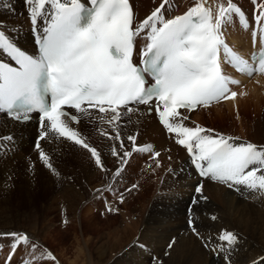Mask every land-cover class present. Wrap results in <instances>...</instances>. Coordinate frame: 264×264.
I'll return each instance as SVG.
<instances>
[{"label":"snow or ice","instance_id":"obj_1","mask_svg":"<svg viewBox=\"0 0 264 264\" xmlns=\"http://www.w3.org/2000/svg\"><path fill=\"white\" fill-rule=\"evenodd\" d=\"M205 2L197 0L183 14L165 18V6L170 0H162L134 26L130 0H87V4L82 0H26L34 29L41 19L45 20L42 33H37L39 55L25 53L0 27V51L16 65L0 61V112L17 121L30 119L32 112L39 113L40 131L35 148L49 169L53 166L39 141L58 137L87 150L101 171H106L101 153L69 126L68 121L79 123L80 116L70 115L65 106L84 117H91V109L107 114L105 122L113 127V132L102 135L116 142L111 149V155L117 160L112 177L115 180L134 152L154 151L152 145H137L136 134L126 137L131 145L128 150L120 132L123 126L119 123L120 109L130 114L138 110L133 105H144L149 112L158 113L160 123L170 135L178 137L176 143L187 150L201 177L237 192L243 188L249 193H264V174L258 175L264 171V147L251 142L235 143L238 138L213 133L201 126L188 127L184 123L188 117L181 109L191 111L198 106L208 107L213 101L237 97L238 93L231 91L229 85L241 82L223 72L222 52L224 63L241 73L264 74V50L252 54L254 66L236 53L224 37L223 27L234 14L241 24L248 26L243 10L233 0H228L227 6L216 5L214 15L211 7H205ZM262 17L264 7L255 16L258 24ZM253 35L255 44V33ZM141 36L144 43L137 65L133 55L136 40ZM148 77L153 81L151 84ZM100 120H105L104 115ZM117 144L123 151L117 150ZM159 156L160 152L155 151L153 158ZM106 190L113 191L111 185ZM104 191L97 189L101 195ZM195 193L201 201L208 199L202 183L197 185ZM123 199L121 193V203ZM198 202L194 197L193 203ZM106 210L113 211L110 205ZM189 226L199 235L191 218ZM0 235L10 236L13 241L5 264H11L20 245H31L33 251L37 247L27 234ZM219 241L213 251L217 255L224 252L230 255L239 236L225 229ZM205 246L210 245L206 242ZM229 255L224 256L225 264H231ZM46 256L56 259L51 252ZM22 264L30 262L25 259ZM260 264H264V257L260 258Z\"/></svg>","mask_w":264,"mask_h":264},{"label":"bare ground","instance_id":"obj_2","mask_svg":"<svg viewBox=\"0 0 264 264\" xmlns=\"http://www.w3.org/2000/svg\"><path fill=\"white\" fill-rule=\"evenodd\" d=\"M12 1L14 2V0H0V22H2L0 27L20 39L16 26L20 19L16 13L9 10L11 8H8V6L14 5ZM133 1L139 18L147 15L162 2V0ZM194 1L188 2V0H185L182 5L188 8L197 2L196 0ZM211 5L209 1L205 2L206 7L212 8ZM173 11H175V7L172 4V0H170V4L165 6L164 15L172 16ZM250 93H252L251 96L255 102L263 98L260 90L256 88L251 89ZM242 97L223 104L224 106L235 107ZM34 130V122L24 125L13 123L7 119H2L0 122V137L4 135L11 137L10 140L8 137L5 139L0 138V193L5 196L4 202L10 199L9 194L15 184L19 187V191L23 192L25 188L28 191L32 189L34 182L40 183L42 187L44 185L53 187L56 182L63 179L65 182V187L62 188L63 197L71 198V202L77 208L76 204L80 203L79 200L84 198L85 193H88L89 190L92 192L97 189H104L107 185H116L114 180H111L117 166L116 158L111 155V149L113 144L116 143L115 141L97 137L95 142H89L90 146L95 147L101 153L106 171H101L97 168L90 153L81 146L74 143H63L60 146V150H54L51 153L48 162L52 166L58 167V163H63L65 170L69 172L65 176V174H58L53 169H49L44 161H37L34 165H31L27 160L25 152L32 153L31 145L28 142L34 140ZM138 131V140L140 142L149 141V143L154 145L166 142L161 128L153 120L144 122L138 127ZM127 134L125 131L122 132L121 136L125 138V147L128 149L130 144L126 140L129 135ZM254 134L256 135L254 139L258 140L254 144L258 147H264V113L262 118L255 124ZM242 142L248 141L238 140V143ZM2 146L6 147V149L4 147L3 151L1 150ZM116 146L118 151H123L118 144ZM7 147H11V149L9 150ZM162 162H165V166L169 163L166 157L162 158ZM180 167V165L173 163L171 169L168 168L167 170L164 168L162 170L160 178L158 175L156 176L159 179L153 185L152 193L154 194L152 197L150 195L149 197L146 196L145 199L143 198V208L128 206L134 212L130 211L126 219L128 223L121 229L116 228L113 230L111 236L96 250L99 260L104 257L105 260L109 259V264H173V262L211 264L219 261V255L213 251V248L220 243L219 235L221 231L225 229L233 231L234 229L233 232H241L246 241L244 248L240 249L245 251L237 255L236 264H253V262L260 264V258L264 257V193H249L241 188L240 197L222 186L205 182L203 184V192L208 199L201 201L197 195L196 200L199 202L193 204L189 212V219L191 218L193 222H196V231L199 233L197 235L191 230L189 219L187 221L185 219L187 202L193 192V182L186 176L184 168ZM125 171L130 174L129 169ZM259 174H264V171ZM144 179H147V177H143L142 183ZM155 190L157 192H154ZM133 194L135 193L132 189L127 196L132 199L134 197ZM99 196L102 197L103 195L99 193ZM164 199H168L167 201L170 203L168 205L170 210L168 211L159 209ZM123 201L125 204L129 203L127 197ZM108 204L103 208L97 206V209L101 210V214L109 213L106 210ZM129 205L131 204L129 203ZM110 206L113 211L117 210L113 204L110 203ZM128 208L126 212L117 211L121 214L120 216L126 217L129 211ZM156 211H159L167 218L163 219V216H157ZM9 214L10 211L8 209L4 210L5 218L8 219L11 216ZM215 215L216 219H212V216ZM181 230H183L182 234H180ZM175 234L177 236L174 237L173 235ZM185 237L191 242L190 249L193 250L195 248L193 254L182 243ZM198 237L204 242L202 243ZM170 238L172 242H170ZM176 242H181V244H177L181 251H186L191 253V255L181 254L167 257L171 252L169 245L171 244L172 246ZM206 242L210 245L209 247L205 246ZM196 246H201V249L196 251ZM135 250L138 251L133 254Z\"/></svg>","mask_w":264,"mask_h":264},{"label":"rangeland","instance_id":"obj_3","mask_svg":"<svg viewBox=\"0 0 264 264\" xmlns=\"http://www.w3.org/2000/svg\"><path fill=\"white\" fill-rule=\"evenodd\" d=\"M208 1L210 5L212 4V9H215L214 2L212 0H207L206 2ZM216 1L220 2V0ZM251 94L250 91L245 94L239 103H237L236 106L234 105L235 107H228L221 104L220 106L213 107L209 110L196 112L195 117L221 133L229 135L233 134L234 136L247 138L257 142L258 140L254 139V136H256L254 134L255 124L262 118L264 113V96H262V99L255 102ZM34 133L36 134V129L34 130ZM4 147L5 146L1 147L2 151ZM7 149L10 150L11 147H7ZM58 165L59 167H57L59 169L55 172L58 174H65L66 176V173L69 172L65 170L64 164L58 163ZM129 166H132V164ZM131 168H134V166ZM125 170H123L121 175L114 180L116 184L121 185V181H123L122 179H133V175H128L129 173ZM129 170L130 173L133 172V169ZM152 170H154V167ZM143 177L138 183L140 185H137L133 189L135 193L133 194L134 197L131 199V197L129 198L127 196L129 191H127L125 195L131 205H129V203L125 204L124 201L123 203L118 202V204L111 203L119 212H126L128 206H134L135 208L139 206L140 208H143L142 205L145 197H149L150 195V197L153 196L154 193H152V191L153 185L155 184L154 179L151 176H148L142 183L141 181H143ZM111 180L113 181V178ZM58 183H61L62 186ZM64 183V180L61 179L56 182L57 185L55 184L53 187H47L46 185L42 187L40 183L34 182L32 189L28 191L25 188V191L23 192L19 191V187L15 184L10 191V199L7 202H4V194L0 193V234H27L32 243L37 245L34 251L32 250L31 245H20L21 248L19 249V255L15 260V264H22V261L25 259L29 260L30 264H109V259L105 260V258L102 257L103 261L99 260L96 250L111 236L113 230L116 228L121 229L128 223L126 219L128 218L130 211L134 212V210L128 208L129 211L126 217L120 216L121 214L117 210L111 211L107 214H101L100 209H97V206L103 208V205L99 204L101 202V197L97 190L92 192L89 190L88 193H85L84 198L79 200L80 203L76 204L77 208H75L74 203L71 202V198L63 197L62 188L65 187ZM154 192H157V190ZM109 194L110 196H113L110 198L112 200L117 196L116 192H113V194L109 192ZM94 196L96 197L94 198ZM167 200L168 199H164L162 201V205L159 207L160 210H170L168 206L170 203H168ZM108 205H110V202ZM6 209H8L11 214V216L9 214L10 217H8V219L4 216V210ZM156 215L163 216L159 211H156ZM166 218L167 217H164L163 219ZM195 223L196 222H194V225ZM4 224L7 225L4 226ZM182 232L183 230L180 231V234H182ZM235 232L239 236V242L235 245L234 250L231 251L230 255L227 252H224V254L221 253L218 257L219 261L211 264H225L224 255H229L231 264H236L237 255L244 253L245 251L240 249L244 248L246 241L241 232ZM173 236L175 237L177 234ZM198 238L202 243L204 242L200 237ZM11 241L12 238L10 236L4 237L3 235H0V264L3 258V248H1V246H3L4 242L8 245V242L10 243ZM182 243L192 254L195 252V248L193 250L190 249L191 242H189L187 237L183 239ZM177 244H181V242H176V244L169 248L171 252L167 257H173L175 255L179 256L181 254L191 255V253L181 251ZM199 249H201V246H196V251ZM137 251L138 250H135L133 254H136ZM47 252H51L56 259L52 260L47 257ZM173 264L186 263L173 262Z\"/></svg>","mask_w":264,"mask_h":264}]
</instances>
